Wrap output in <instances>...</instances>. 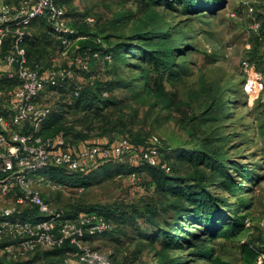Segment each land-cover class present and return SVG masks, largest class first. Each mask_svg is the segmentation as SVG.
Returning <instances> with one entry per match:
<instances>
[{
  "label": "rangeland",
  "instance_id": "rangeland-1",
  "mask_svg": "<svg viewBox=\"0 0 264 264\" xmlns=\"http://www.w3.org/2000/svg\"><path fill=\"white\" fill-rule=\"evenodd\" d=\"M212 2L209 10L184 14L179 8L168 9L160 4H148L146 0H64L66 21L77 35L62 55L59 41L46 34V20H35L32 24L35 32L37 29L43 33L45 37L40 40L49 44V56L41 61V66H67L78 54L87 57L88 68L72 66V76L65 83L45 89L38 99L41 105L51 109V116L60 117L57 127L63 131L61 135L70 149H78L71 141L84 115H88L89 121H100L105 116L116 121V128L102 131L98 144L113 143L123 135L133 144L157 137L161 145L160 163L168 167L165 174L181 178L180 185L200 181L212 194L226 200L224 208L230 209L226 210L229 219L237 215L246 217L244 228L236 237L207 241L214 254L230 264H258L256 259L245 261L239 243L256 248L264 244V102L242 91L241 63L243 60L254 63L264 80V8L261 0ZM253 22L258 23V32L251 29ZM166 26L173 27L175 35L171 45L176 49V66L171 74L164 70L155 72L154 67L143 62L139 50L143 47L139 39L142 32L156 33ZM93 39L112 52L110 62L82 53L93 47ZM121 44L139 48L129 49L121 57L117 53ZM79 85L82 93H93L97 99L108 100L111 106L87 112L81 106L76 107L73 91ZM105 91L107 95H103ZM100 132L95 130L93 135L101 136ZM198 149L215 153L224 163L227 175L191 162L189 157ZM99 162L95 166L99 174L88 178V183L76 182L75 192L64 189L62 178L50 175V179L62 183V188L40 185L48 208L68 217L89 209L88 205L121 209L103 212L114 223V231L88 239L89 248L109 257L114 264H158L164 255L161 238H154L159 229L181 237L187 235L198 245L199 241L192 236L202 237L201 223L186 215L180 222L176 221L179 216L170 209L173 197L153 186V172L157 169L146 166L133 153L121 160ZM131 173L142 183V192H132ZM59 174L68 177L63 172ZM228 175L240 183L238 190H224L221 182ZM243 177L253 181H242ZM81 186L83 189L79 190ZM148 201L155 207L149 219L138 212L136 221H120L122 211L141 209ZM175 225L180 230L174 229ZM198 248L183 242L181 248L165 252L184 264H207L198 255ZM53 251L39 249L14 264H58L60 257ZM66 255L72 261L70 251Z\"/></svg>",
  "mask_w": 264,
  "mask_h": 264
},
{
  "label": "built area",
  "instance_id": "built-area-1",
  "mask_svg": "<svg viewBox=\"0 0 264 264\" xmlns=\"http://www.w3.org/2000/svg\"><path fill=\"white\" fill-rule=\"evenodd\" d=\"M261 6L264 8V0ZM39 18L46 20L48 33L59 41L61 54L65 55L77 32L67 24L64 0H0V78H3L0 80V258L17 259L38 248L68 242L74 246L73 255L78 262L114 264L86 245L87 238L109 231L111 223L94 211L73 217L61 211L52 212L38 185L46 183L52 188H62V183L40 173L54 166L68 173L84 174L99 161L121 160L130 153L149 166L168 170L158 160L160 140L152 136L149 141L134 145L122 137L111 144L70 149L61 134L41 136L39 129L50 108L41 105L38 96L46 88L66 82L72 76L73 65L79 63L80 68L86 69L87 64L78 58L67 66L43 68L39 63H31L25 41L31 36L33 22ZM251 29L258 32V23L253 22ZM100 55L98 51L93 53L94 57ZM103 58L110 56L105 54ZM241 68L242 91L264 102L261 70L249 60H243ZM130 177L132 192L139 191L138 179L134 174ZM256 262L264 263V249L258 253Z\"/></svg>",
  "mask_w": 264,
  "mask_h": 264
},
{
  "label": "trees",
  "instance_id": "trees-1",
  "mask_svg": "<svg viewBox=\"0 0 264 264\" xmlns=\"http://www.w3.org/2000/svg\"><path fill=\"white\" fill-rule=\"evenodd\" d=\"M146 1L148 4H153V5L160 4L168 9L178 10L179 8V10L184 12V14L197 12L199 10H206V9L209 10L213 7L212 0H146ZM65 18H66V12H65ZM33 26H35V24ZM33 26H32L31 36L27 38L25 41L27 57L31 63H39L42 65L41 61L42 60L46 61L47 57L49 56V51H48L49 44H48V41L46 42L44 40V42H42V40H40V38L45 37V35L43 33L40 34V32H38L37 29L35 32V28ZM38 34H40L39 39L37 38ZM46 34L51 39L53 38L50 34H48V32ZM174 36L175 35H173V27H170V26H166L165 29L161 28L156 33L154 31H144L141 33V36L139 37L141 42H143V47L141 46V48H139L135 45L128 46L127 44H121L117 46L118 48L117 53L119 56L122 57L127 50L132 49V48H137V49L139 48L140 52L143 54V59H144L143 62L145 64H148L154 67L155 72H158L159 70H164V71H167L168 74H171L174 66H176L174 62L176 49L173 47V45H171V41H173ZM93 41L95 42L93 44V47H90L89 50H87V52L85 50L82 53L84 55L87 54V56L89 55L88 57L92 59H103L106 62H110L113 59L112 52L102 48V46H100L101 42L98 43L99 44L98 45L95 39H93ZM95 51L101 52V55L99 57H94L93 53ZM105 54L109 55L110 58L104 59L103 55ZM76 58H78L80 61L81 60L85 61L87 64V68H88L87 57L82 58L80 55L77 54ZM73 66L76 69H82L80 68L79 63ZM72 70H73V67H72ZM82 70H85V69H82ZM0 80L2 81L3 78H0ZM4 84L7 85L9 83L4 82ZM55 87H51V88H55ZM75 91H77L78 93L75 94ZM103 93L101 94L107 95L106 91ZM73 94H74V97L76 98L75 106L76 107L81 106V109L85 112H87V110H90L92 108L93 110L95 109L99 110L100 107L105 109L111 106V103L108 100L103 101L101 99H97L96 96L93 95V93H88V92L82 93V86L80 85L74 89ZM38 102H39V99H38ZM51 114L52 113L50 109L48 116L42 122L41 127L39 129V133L44 138L52 137V136L58 135L59 133L63 134V131H61L60 128L57 127V125H59L60 120H61L60 117H57V116L55 117V115L53 117L51 116ZM80 122H81V125H79V129L73 131L74 139H72L73 141H71L72 146L73 147L75 146L77 148H79L80 144L83 146L91 145V144H98L99 137H103L102 131H107L108 129H114L117 127L116 121L109 116H105L100 121H96L95 119L89 121L88 115H84L83 117H81ZM95 130H100L101 136H99L98 134L93 135L94 134L93 132H95ZM49 132L51 133L55 132V134L50 135ZM122 137H126L130 140V138L126 135L125 136L123 135ZM146 141H147V138L143 141V143H145ZM130 142L133 144L131 140ZM110 143H107V144H110ZM143 143H140V144H143ZM134 145H139V144H134ZM160 149H161V145L158 151H160ZM158 160H159V153H158ZM189 160L196 164H203L207 168L211 169L212 171L220 175H223V176L225 174L227 175L223 167L224 163L220 162L217 159L215 153H210L208 150H202V149L194 150L193 154L189 157ZM145 165L148 167H151L152 169L158 170V171L153 172V180H154L153 186L157 188V191L168 193L173 197L174 201H173V204L171 205L172 208L170 209L172 210V213L175 216L176 215L179 216L176 218V221L180 222L181 218L186 215L192 218L193 220H197L198 222H200L204 230V232L201 233L202 237L192 236V237H195L197 241H199L198 245L197 243L190 241V239L186 237L187 235H184L183 237H181L178 233H172V231L170 230H166V229L157 230L155 232L156 234L154 238L155 239L158 237L161 238V245L163 247L162 252L164 254L162 258L158 257L159 258L158 264H184L182 261H180L176 257H173V258L168 257V255L165 252L166 250H174L178 247L181 248L183 242L190 243L191 245L195 247L196 246L199 247L198 255L201 256L207 262V264H230L228 261L222 259L220 256L215 255L213 248L209 246L207 241L210 242L216 238L231 239V238L236 237L237 234H239L243 230L246 217L244 215H237L236 217L229 219L230 217H228L226 210H230V209L224 208V206L227 205L226 200L221 199L220 197L212 194L207 189V187L203 185L200 181L197 180V181H192V182H186L180 185L181 178L177 176H170V175L165 174L164 171H167V170H165L164 168H161L160 166H149L147 164ZM47 169L50 170V172L48 171V175H50L51 177H54L53 175H55V177H59L58 174L63 172L64 174L68 175L67 178H69L71 181L78 182V180H84V183L85 182L88 183V180H89L88 178H92L93 175L99 174V172L95 171L98 169V167H95V166L92 167L87 173H84V174L68 173L66 172L65 169L60 168V167H54V166H50ZM237 172L238 174H240V169H238ZM131 174L135 175V173H131ZM228 177L229 178L221 182V185L223 186L224 190L226 192H232L234 190H238L237 188L240 186V183H238L235 179H232L229 175ZM59 178H62V176ZM63 178H66V177L63 176ZM63 178L62 180L65 182L64 184H66V182H69L68 181L69 179L66 180ZM242 181L252 182L253 179L251 178L247 179L246 177H243ZM54 182H57V181L54 180ZM87 183H86V186H87ZM166 183H169L170 185L165 186ZM139 184L141 185V189L137 191L136 194L144 190L142 183H139ZM153 190L154 189H152V191ZM39 192H40L41 197L44 200L45 196L43 192L42 191H39ZM71 192H75V191H71ZM88 206H89V209H86L83 212L94 211L98 214H101L107 221L111 223L112 228L109 231L105 232L104 234H108L114 231V227H115L114 223L110 219H108L103 214V212L111 210V209L115 210V212L116 211L118 212L121 210L119 209V207H117L118 209H115V207H106V206H98V205H88ZM239 206H243V203H240ZM30 210L35 211V208H30ZM154 210H155L154 205L150 201H148L146 204H144V206L141 209H136L135 211H132L129 213H125V211H122L120 221L122 222H124L125 220L136 221V214L138 212L140 214L139 216L149 219V215L152 212H154ZM77 214H75L74 216H76ZM172 224L174 225V223ZM174 229L180 230V227L175 225ZM91 238H94V237H89L86 239V241ZM239 247H240L242 256L244 257L245 261L251 262V261H254L258 253L264 249V244L256 248V247H253V245L245 244L244 242H242V243H239ZM39 249H44V248H38L35 251L28 252L23 257H20L17 259L2 257L0 258V264H8L9 262L11 264H14V262L23 259L29 254H33L37 252ZM49 249H53L54 250L53 252H56V255L60 257L58 264H83L76 260L75 256L73 255L75 248L73 245L69 244L68 242H65L60 246L52 247ZM69 251L73 256L72 261H69L66 255V253Z\"/></svg>",
  "mask_w": 264,
  "mask_h": 264
},
{
  "label": "crops",
  "instance_id": "crops-1",
  "mask_svg": "<svg viewBox=\"0 0 264 264\" xmlns=\"http://www.w3.org/2000/svg\"><path fill=\"white\" fill-rule=\"evenodd\" d=\"M102 142H103V141H102ZM46 171H47V169H46ZM40 175L45 176V177H48V176H49L48 173L45 172V170H42L41 173H40ZM56 175H57V174H56ZM53 176L55 177V175H53ZM58 176L61 177L62 174H58ZM83 177H84V176H83ZM83 177H82V178H83ZM55 178H56V177H55ZM62 178H63V176H62ZM63 179L68 180L69 178L66 177V178H63ZM68 181H69V182H66V184H65V187H66L65 190L70 191V192L76 190V189H77V187H76V186H77V185H76V181H71L70 179H69ZM78 182H79V180H78ZM78 182H77V183H78ZM40 185H41V184L38 185V190H39V191H41V190H40ZM81 187H82V186H81ZM11 200H12V197H11V198H8V201H11Z\"/></svg>",
  "mask_w": 264,
  "mask_h": 264
}]
</instances>
